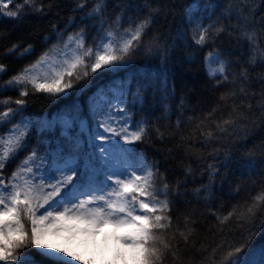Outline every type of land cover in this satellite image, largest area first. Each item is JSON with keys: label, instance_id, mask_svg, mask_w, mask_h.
<instances>
[{"label": "snow or ice", "instance_id": "1", "mask_svg": "<svg viewBox=\"0 0 264 264\" xmlns=\"http://www.w3.org/2000/svg\"><path fill=\"white\" fill-rule=\"evenodd\" d=\"M13 3L0 0V13L20 18L27 8L47 14L42 0H22L9 10ZM87 3L75 0L73 11L83 10ZM116 6L120 11L109 13L108 0H92L82 17L91 23L67 33L66 38L52 25L57 43L6 81L0 80V94L18 93L16 97L0 95V128L11 125L0 132V264H38L30 249L51 264H94L47 237L67 233L73 239L95 241L102 232L105 247L109 241L115 245L107 264H127L129 259L132 264H196L197 257L199 264H264V243H256L264 235V179L258 188L252 181L256 190L248 191L226 214L223 202L219 208L212 206L217 179L221 189L227 179L221 169L228 168L232 150L264 125V73L252 78L255 69L264 66V0H192L183 9L191 41L186 47L203 50L212 45L204 56L206 74L214 81V89L230 88L221 93L215 106L199 114L181 96L175 106V126L169 122L165 131L158 122L170 121L176 85L169 84L164 65L175 41L168 46L165 38L162 43L161 33L152 29L162 13L167 19V5L143 0L132 15H125L131 7L128 0H119ZM141 8L147 9L143 15ZM224 35L229 37V47L234 43L240 51L235 60L226 59L232 52L217 46ZM32 51L31 44L13 43L4 54L22 58ZM141 54L145 63L134 68ZM153 57L160 59L159 67L148 63ZM7 70L0 62V76ZM106 74L107 82L97 83L89 92L92 78L103 79ZM153 82L158 83L151 94L152 104L163 109V115L154 120L155 108H146ZM254 84L259 91L253 90ZM37 93L53 101L74 99L51 114L25 115L29 99ZM178 133L176 149L183 147L185 155L206 165L207 183L193 194L205 205L201 217L212 216L215 223L207 229L211 242L206 235L199 247L197 209L186 200L189 207L182 224L174 214L176 201L187 195L183 182L171 183L160 161L148 160L135 148L153 135L162 142ZM258 148L264 156V144ZM173 151L167 149L169 155ZM21 152L27 154L9 174V165ZM255 152L244 154L248 167L255 163ZM192 173L191 165L186 166L185 178ZM240 191L241 185L236 184L229 195ZM105 228L111 232H104Z\"/></svg>", "mask_w": 264, "mask_h": 264}, {"label": "trees", "instance_id": "2", "mask_svg": "<svg viewBox=\"0 0 264 264\" xmlns=\"http://www.w3.org/2000/svg\"><path fill=\"white\" fill-rule=\"evenodd\" d=\"M119 0H108L107 11L109 13L119 12L120 8L116 5ZM192 0H161L162 5H167L168 15L165 19L162 13L159 17L158 22L152 29V33H161V42L167 38L168 46H171L175 41V47H170V52L166 65L167 74L169 78V84L176 85V99L171 103L172 112L170 114V121L168 119H162L158 123L161 126V131H165L164 125L169 122L172 126H175L177 119L175 106L179 102L181 96H186L190 102V107H197V114L201 111H208L219 101L221 93L229 90L230 86H224L219 89L212 87L214 81L209 80L204 65V56L209 51L212 45L206 46L203 50L199 48L186 47L190 44V37L188 33V26L185 24V18L183 16V9L191 3ZM208 0H202V3H206ZM16 3H22V0H14L13 4L9 5V10L15 8ZM45 5L46 15L36 14L25 8L24 13L21 14L20 18H12L0 13V62L5 63L8 66V70L2 76L0 80H7L11 75L17 72L24 65L34 62L43 52L47 51L53 45L57 43L56 31L53 30L52 25H56V30L64 32L67 37V33L75 32L80 27L91 23V21L82 19L85 13L91 8L92 0H88L83 10L73 11L75 8V0H42ZM131 5L126 10L125 15H132L138 5L143 4V0H128ZM49 5H51L49 9ZM155 7V3H153ZM219 11V10H217ZM141 15L147 12V9H140ZM207 23V21H205ZM235 23V21H233ZM180 33L179 39L177 33ZM45 36L48 37L45 40ZM229 37L224 35L221 40L217 42V46L221 47L225 52L231 51L232 56H225L226 59L235 60L240 55L239 49L233 45L231 48L228 45ZM13 43H19L21 47L27 44L33 45V51L29 55H25L22 58H18L15 55H5V50L11 47ZM191 57L189 53H193ZM247 58V46L245 45V57ZM145 57L141 54L137 57V63L133 67L136 68L145 63ZM148 63L153 67H159L161 61L158 58L148 59ZM239 71V67H236ZM251 71V70H250ZM259 73H264V66H259L252 73V78L255 80V76ZM109 77L107 74L103 79L94 76L93 88L89 89V92L94 90L97 83H106ZM158 82H153L148 87L147 95L149 97V103L146 104V108H155L154 112L151 113V118L154 120L156 116L163 115L162 107L154 106L151 101V94ZM133 91H135V84H133ZM253 90L259 91V86L254 84ZM3 96L16 97L18 93L16 91H5ZM88 92L84 94L87 96ZM157 98L159 93H156ZM84 96H82L81 102H83ZM74 99L73 96H69L67 99L50 100L45 97L42 93H37L34 97L29 99L25 115L45 112L53 113L58 108L70 103ZM131 99V97H130ZM198 101L201 103L198 104ZM206 101V102H205ZM191 115V113H187ZM18 119V117L16 118ZM15 122V121H13ZM11 125L8 124L3 128H0V132L7 131ZM191 131V129H188ZM180 134L178 133L173 139L166 136L161 142L157 140L153 135V138L143 144L135 145L138 151H142L148 158V160L160 161L161 171H166V176L171 183H175L177 179H180L182 184V190L187 192L185 197H181L175 203L174 214L179 217L178 223L183 222V215L188 210L189 205L185 201H190L191 205L197 209L196 218L197 224L195 227L198 229L196 236L197 247L203 242L204 237L208 236V242H211V235L207 232V229L215 223V218L208 216L207 219L201 217V213L205 211V205L203 201H199L195 198L193 190L198 188L202 183H207V173L204 172L206 165L202 163L195 156L185 155L183 147L176 149V143L179 140ZM35 143V140H29V147ZM264 144V125L255 128L251 134L243 140L235 149L232 150L230 155V162L227 169H221V174L227 173V179L224 182L223 189H221L220 179H217L214 192L215 199L213 202L214 208H219L221 202L224 204L225 214L230 210L231 206L237 201L242 200L246 197L248 191H255L252 181L257 182V188L259 182L264 179V156L261 155L258 146ZM168 148H173L174 151L171 155L167 152ZM256 149L255 152V163L252 167H248V161L245 158V153L248 150ZM211 151V148L208 149ZM27 153L21 152L18 159L12 162L7 172L10 174L11 170L15 167L19 159H22ZM208 162H212L208 159ZM191 165L193 173L187 178L184 176V169L186 166ZM203 173V174H202ZM236 184L241 185V191L238 195H229L231 188H234ZM256 243H264V235H261ZM30 251L35 257L38 264H51L50 261L43 260L42 257L36 255L35 249L27 250ZM194 251V250H193ZM189 256L192 253H188ZM196 264H199V258H196Z\"/></svg>", "mask_w": 264, "mask_h": 264}, {"label": "rangeland", "instance_id": "3", "mask_svg": "<svg viewBox=\"0 0 264 264\" xmlns=\"http://www.w3.org/2000/svg\"><path fill=\"white\" fill-rule=\"evenodd\" d=\"M104 232H111V229L105 228ZM47 240L51 243L58 244L70 248L71 250L77 252L84 256L85 259H91L94 264H107L112 257V249L115 245L108 242L107 247H105L104 233L102 232L100 236L95 238L93 241L91 238L77 237L75 239L70 238L67 233H62L60 236L54 237L49 236ZM104 248L103 256H101V249ZM116 264H124L123 261H118ZM127 264H132L131 259L128 260Z\"/></svg>", "mask_w": 264, "mask_h": 264}]
</instances>
